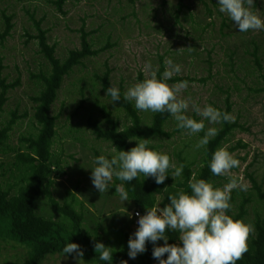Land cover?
Listing matches in <instances>:
<instances>
[{
  "label": "rangeland",
  "instance_id": "374dc122",
  "mask_svg": "<svg viewBox=\"0 0 264 264\" xmlns=\"http://www.w3.org/2000/svg\"><path fill=\"white\" fill-rule=\"evenodd\" d=\"M54 1L0 0V34L7 23L11 25L9 33L0 37V90L1 84L13 86L7 90L0 112V127L14 120L9 146L23 151L20 138L35 133L38 127L33 118V97L41 90L40 76L49 70V65L39 50L36 23L60 60L69 50L79 49L80 35L84 32L97 54L84 59L63 79L49 109V114L56 116L52 158L59 160L64 171L63 176L56 177L58 169L54 166L50 189L59 204L67 203V199L83 216L82 233L93 235L98 224V233L112 249H126L127 238L136 229L129 215L138 207L130 199L121 203L114 186L105 193L96 191L90 173L94 158L108 155L113 147L92 133L93 123L107 127L101 108L110 112L119 130L128 127L130 118L116 103H109L98 77L108 70L109 83L123 93L138 81L139 74L145 77L146 63L158 69L162 65L164 70L165 59L171 58L181 65V72L173 78L189 82L182 97L190 96L201 107L208 103L222 111L228 105V113L235 117L232 123L236 129L224 146L234 147L231 153L239 160V166L231 170L232 174L243 177L248 185L246 191L233 190V212H237V206L245 198L252 200L243 219L253 228L249 240L254 235V221L264 215L251 182L255 180L264 191V31L236 32L228 17L218 12L216 0H183L180 9L177 0H64L59 10ZM252 10L264 17V0H254ZM137 112L142 126L149 125L152 113ZM188 114L199 119L191 111ZM209 126L221 125L205 122V127ZM163 130L165 135L150 139L151 146L167 153L171 163L179 165L182 159L196 171L203 148L196 150L194 145L203 133L188 136L176 128L171 116ZM239 143L246 147H239ZM134 144L135 141L132 147ZM12 157L13 153L0 157L6 169L2 180L11 179L8 176L14 162ZM226 182L227 178L220 176L214 186ZM40 200L37 212L60 220ZM112 227L126 232L127 238ZM25 254L18 244L2 243L0 264H19ZM42 264L93 263L54 254Z\"/></svg>",
  "mask_w": 264,
  "mask_h": 264
},
{
  "label": "clouds",
  "instance_id": "9594fccd",
  "mask_svg": "<svg viewBox=\"0 0 264 264\" xmlns=\"http://www.w3.org/2000/svg\"><path fill=\"white\" fill-rule=\"evenodd\" d=\"M253 4L254 0H216L218 12L226 15L239 33L264 31V17L252 10ZM164 65V70L160 72L146 63L142 80L128 86L123 93L119 87L111 85L105 89L104 95L110 97L109 103L122 98L132 103L137 111L167 113L175 121L176 128L184 130L188 136L202 132L194 149L203 148L207 154L209 141L220 129L205 127V122L209 125L232 123L235 117L208 103L201 107L190 96L182 97L181 93L188 88L189 82L168 83L181 72V65L171 58H166ZM189 111L199 119L189 115ZM128 126H132L131 120ZM93 164L90 173L93 188L105 193L114 186L121 203L130 199L123 182L142 176V179L152 178L159 185L169 176L182 179L185 167L183 163H171L169 155L152 147L148 138L135 140L134 146L126 151L113 146L108 155L96 156ZM238 166L239 160L228 151L227 146L218 147L211 154L208 168L213 176L226 177L225 184L218 187L209 180L193 176L188 181L189 191L180 189L175 194L169 193L168 203L163 207L159 206L162 199H158L146 208L144 214L135 213L137 227L127 240L128 260H135L138 254H143L148 242L153 245L151 256L157 264H236L247 252V240L253 230L250 223L234 219L229 214L231 192L237 189L246 191L248 187L243 177L232 174L231 170ZM114 179L122 183L114 185ZM166 230L178 232L179 243L169 244ZM158 240H162L163 244L157 245ZM111 249L103 243H95L98 264H111ZM61 256L79 259L83 250L77 243L67 241L61 249ZM120 264H127V260H122Z\"/></svg>",
  "mask_w": 264,
  "mask_h": 264
},
{
  "label": "trees",
  "instance_id": "16d2710c",
  "mask_svg": "<svg viewBox=\"0 0 264 264\" xmlns=\"http://www.w3.org/2000/svg\"><path fill=\"white\" fill-rule=\"evenodd\" d=\"M64 0H55L54 4L57 9H61ZM183 0H177L178 8L182 7ZM8 22V21H7ZM8 23L0 37H4L9 33L10 27ZM37 39L39 50L48 62L49 70L42 72L40 76L41 90L33 97L34 112L33 118L38 127L35 133L20 138L24 145V150H13L8 144L9 132L11 131L14 120L11 119L7 124L0 127V157L8 153H13L14 162L10 166L9 176L11 179L2 180L5 177L6 169L3 163H0V247L2 243H15L25 249V257L19 264H42L49 255L61 254L63 245L68 242H75L80 245L83 250L81 259L86 263L98 264L97 253L94 245L97 242L109 246L105 238L98 233V224H96L94 234L88 232L82 233V218L80 212L76 211L72 204L61 203L52 196L51 184L53 180L52 172L54 166L58 171L56 177H61L64 171L60 167L58 159L52 158L51 144L55 135L56 116L49 114L50 106L57 97L58 90L61 87L63 79L69 75L74 67L80 65L87 57L95 56L97 52L92 50L87 35L81 32L79 49L69 50L67 56L60 60L54 56V47L46 42L45 32L41 30L36 23ZM256 48L253 55L256 54ZM256 65H260L255 59ZM159 71H163L161 65ZM109 71L106 70L98 79L101 82V88L105 89L111 84L108 80ZM159 75V73H158ZM141 74L138 80H142ZM183 79L172 78L168 83L177 82ZM11 85L1 84L0 90V112L6 101L7 90L12 88ZM110 98V97H109ZM121 107L132 122V126L118 129V123L114 120L110 112L104 107L101 108L107 127L102 128L96 123L92 124V133L98 140H104L116 147L117 150H128L132 147V142L142 138H156L165 135L163 126L170 117L167 113H152L149 126H142V120L132 103L121 101L114 102ZM226 112L229 106H226ZM219 127L220 131L215 138L209 141L207 145V154L202 149V157L200 166L193 171L191 163H185L181 159V163L185 165L181 178L165 179L163 184H156L154 180L150 182L138 176L131 182H123L125 189L128 191L130 200L138 207L136 209L145 212L147 207L152 206L159 197L162 199L159 206L163 207L168 203L167 194H175L176 191L183 189L189 191L188 181L193 178L205 179L213 184L220 179V176H213L208 168V161L212 152L229 140L232 132L236 129L235 123H222ZM239 147L245 148V144ZM234 147L228 149L233 151ZM203 165V166H201ZM3 168V169H2ZM55 177V178H56ZM255 191L256 201L261 204L264 210V191H261L257 182L251 180ZM115 184L122 183L114 179ZM41 197H43L41 199ZM41 199V200H40ZM45 199V201H44ZM234 195L231 192L230 215L234 219H244L246 215V207L251 198H245L243 202L237 206V212L234 213ZM45 202L50 208L60 216V220L46 218L37 212L38 201ZM75 198L72 199L74 202ZM130 220V218H129ZM131 221V220H130ZM133 227V226H132ZM113 230L121 232L126 238V232L119 228L112 227ZM168 243H179V233L166 230ZM128 240V238H127ZM157 245H162L163 241L158 240ZM248 250L242 257L236 261V264H264V215L258 217L254 221V235L247 241ZM146 250L143 254H138L135 260L127 258L126 249L122 251L111 249V264H120L122 260H127V264H157L151 256L153 245L146 242ZM99 264H107V262H99Z\"/></svg>",
  "mask_w": 264,
  "mask_h": 264
},
{
  "label": "built area",
  "instance_id": "2783aa9c",
  "mask_svg": "<svg viewBox=\"0 0 264 264\" xmlns=\"http://www.w3.org/2000/svg\"><path fill=\"white\" fill-rule=\"evenodd\" d=\"M139 212L141 215L142 213L139 210H133L131 215L129 216L130 220H131V225L136 228L137 227V216L135 215V213Z\"/></svg>",
  "mask_w": 264,
  "mask_h": 264
},
{
  "label": "crops",
  "instance_id": "0c3cea01",
  "mask_svg": "<svg viewBox=\"0 0 264 264\" xmlns=\"http://www.w3.org/2000/svg\"><path fill=\"white\" fill-rule=\"evenodd\" d=\"M130 215H131V214H130ZM130 215H129V216H130Z\"/></svg>",
  "mask_w": 264,
  "mask_h": 264
}]
</instances>
